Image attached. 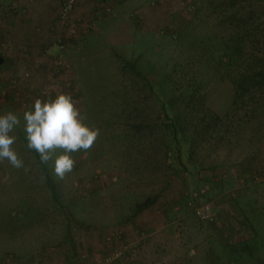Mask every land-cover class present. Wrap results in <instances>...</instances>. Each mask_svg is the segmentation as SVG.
Instances as JSON below:
<instances>
[{
  "label": "rangeland",
  "instance_id": "rangeland-1",
  "mask_svg": "<svg viewBox=\"0 0 264 264\" xmlns=\"http://www.w3.org/2000/svg\"><path fill=\"white\" fill-rule=\"evenodd\" d=\"M12 1L0 28H32L45 3L57 21L36 42L0 37V114L20 118L24 165L0 160V264H264V85L242 77L264 69V0H75L64 17L65 0ZM61 94L98 130L63 177V150L38 162L18 111Z\"/></svg>",
  "mask_w": 264,
  "mask_h": 264
},
{
  "label": "clouds",
  "instance_id": "clouds-1",
  "mask_svg": "<svg viewBox=\"0 0 264 264\" xmlns=\"http://www.w3.org/2000/svg\"><path fill=\"white\" fill-rule=\"evenodd\" d=\"M23 121L27 147L39 153L42 163L52 159L55 150H63L54 160V173L60 177L73 168L69 153L89 149L98 135L97 129L82 122L72 98L64 94L45 102L37 99L32 109L24 112ZM20 123L14 112L0 114V160L6 158L16 168L23 167V161L10 146L16 139L12 133Z\"/></svg>",
  "mask_w": 264,
  "mask_h": 264
},
{
  "label": "crops",
  "instance_id": "crops-1",
  "mask_svg": "<svg viewBox=\"0 0 264 264\" xmlns=\"http://www.w3.org/2000/svg\"><path fill=\"white\" fill-rule=\"evenodd\" d=\"M14 1L15 0H13L11 2V6H17V2L14 3ZM18 1H20V4H21L20 7H22L23 4H24L23 1L22 0H18ZM59 2H60V0L58 1V3ZM28 8H29L28 11L33 14V18L37 17L39 19L40 13L42 12L41 9L44 8L45 10H47V13L42 14V17L40 18V20L41 21H57V16L55 17V14L51 15V11L54 10L53 9L54 7H52L50 4L48 5V4L45 3V4H43V6L39 7V9H36V10L35 9L32 10L31 6L28 7ZM78 8H80V7H78ZM78 8H76V10H75L76 17L73 18V20H75V21H85V20H87V19H84L86 17V15H83V14H86L85 13L86 11H81L80 12V10ZM87 8H88V6H87ZM25 10H26V8H25ZM27 15L29 17V13ZM80 15H83V16L80 17ZM82 17H84V18H82ZM82 19H84V20H82ZM10 20H12V18ZM40 20H38L39 21L38 23L33 22L32 23V28L29 27V23H28L27 19H24L23 17H21L19 19V21H15V19L13 21H5V24L3 25V27L0 28V37L2 36V32H3L5 37H8V35H11V38H13L14 35H19V36L23 37L25 42L26 41L28 43L29 42H36V41H38L37 37H39V36H47L48 35V32L46 31V28L44 27L45 25ZM13 26H17L18 29H16ZM33 26L37 27V29H34ZM10 27H12L14 30L10 29ZM31 29H33V31H34L33 35H32V37L28 38L27 37V32H29ZM36 35H37V37H36ZM15 52L8 54L9 55L8 58H9V60L12 63V67L18 68V67H20V65H18L16 63L18 61L22 60V59H21L20 54L19 53H15ZM20 113H22V112H20ZM35 210H36V214L40 210V213H39L38 216H40L41 214L46 216L47 212L46 211L43 212V210H45V208L43 209V207L36 206Z\"/></svg>",
  "mask_w": 264,
  "mask_h": 264
},
{
  "label": "trees",
  "instance_id": "trees-1",
  "mask_svg": "<svg viewBox=\"0 0 264 264\" xmlns=\"http://www.w3.org/2000/svg\"><path fill=\"white\" fill-rule=\"evenodd\" d=\"M241 46L239 45V44H236V46L233 48V49H231L229 52H230V54L232 55L233 54V56H238L239 54H241ZM19 58V57H18ZM255 61H257V59L255 60ZM257 62H260V63H264V61L262 60V59H258V61ZM3 62H2V58H0V65L2 64ZM3 66L5 67V68H7L8 69V67H12V63H11V61L9 60V58L6 56V58L4 59V64H3ZM248 69H249V71H251L252 69L251 68H249L248 67ZM12 74H15L12 70H9ZM248 73V72H247ZM247 75H242V77H243V79L246 81V78H248L249 77V79H252L251 81H253L254 83H253V86H255V87H257V89H258V91H260V90H262L263 89V85H264V69L261 67V68H259L258 70H256L255 72H253V74H250V75H248L247 77H246ZM11 82H13V83H16V80H12ZM17 83H19V82H17ZM17 89H19V88H16V87H14V89H12V90H17ZM240 91H242V92H246L247 91V89H245V88H241V90ZM23 92H24V90H23ZM23 92L21 93V94H23ZM5 102V101H4ZM20 103H22V102H20ZM6 104H8V103H4V104H2V106L4 105H6ZM28 104V103H27ZM12 106V105H11ZM13 107V106H12ZM18 111L19 112H22V113H24V111L22 110H20V108L18 109ZM26 111V110H25ZM26 147H27V144H26ZM27 149L29 150V148L27 147ZM31 152H33L34 154H35V156H36V159H37V161L39 162L40 161V155H39V153H37L35 150H31ZM48 173H47V171L45 170V172H44V175H45V177L47 178V179H49V177H48V175H47ZM149 202H150V200L149 201H146L143 205H141V206H138V211L139 210H143V209H145V208H147V207H149ZM209 206H210V215H209V219L208 220H205V222L206 223H208V221H211L212 219H213V216L211 215L212 214V210H213V207L211 206V204L209 203ZM246 220L250 223V220H249V218L248 217H246ZM254 238L256 237V236H253Z\"/></svg>",
  "mask_w": 264,
  "mask_h": 264
},
{
  "label": "built area",
  "instance_id": "built-area-1",
  "mask_svg": "<svg viewBox=\"0 0 264 264\" xmlns=\"http://www.w3.org/2000/svg\"><path fill=\"white\" fill-rule=\"evenodd\" d=\"M75 0H65V5H64V12L62 15L63 17L71 11L73 3ZM62 10V12H63ZM200 193H203V191L201 190ZM193 212L194 215L202 221L208 220L210 217V206L208 203H204L202 205H198L193 207ZM109 259H111V256L109 258L104 259L103 261H101L99 264H105L106 261H108Z\"/></svg>",
  "mask_w": 264,
  "mask_h": 264
}]
</instances>
